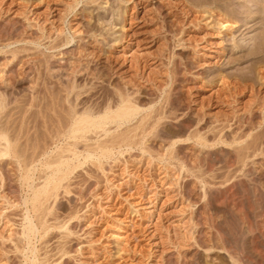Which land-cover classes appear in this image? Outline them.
I'll return each instance as SVG.
<instances>
[{"label":"rangeland","instance_id":"rangeland-1","mask_svg":"<svg viewBox=\"0 0 264 264\" xmlns=\"http://www.w3.org/2000/svg\"><path fill=\"white\" fill-rule=\"evenodd\" d=\"M229 1L0 0V264H264V0ZM123 87L168 118L87 156L71 110Z\"/></svg>","mask_w":264,"mask_h":264},{"label":"bare ground","instance_id":"bare-ground-1","mask_svg":"<svg viewBox=\"0 0 264 264\" xmlns=\"http://www.w3.org/2000/svg\"><path fill=\"white\" fill-rule=\"evenodd\" d=\"M227 1H228V3H230L229 0H226V2ZM225 4L227 5V3H225ZM239 12H237V13H239ZM223 22L224 21L222 20V22H219V24H222ZM176 74H177V71H176L175 75ZM175 75L173 76V78H174L173 81L176 80ZM181 76H184V75H181ZM111 90H112V88H111ZM140 94L141 93H140L139 89L135 90V89H133V87L132 88L131 87L130 88H127V87L117 88L113 91V97L111 99L108 98V100L106 102L103 101L104 103L101 102L102 103L101 105H99V104L96 105L94 103V105L81 106L78 109L72 107L73 110H71V112H70L71 124L69 125V129L67 130L68 136L73 139L72 145H77L80 142H82L81 143L82 145H80L81 149H84L87 152V156H89L91 153L97 152V151H100V153L103 155L108 154L113 148H118V149H120L122 147L131 148L133 146L142 147L144 144H146L147 134H150V133L152 134V132L156 131L157 126L162 127L161 121L164 117L168 118V116H167L168 115L167 114L168 109H166L167 111L166 110L164 111L162 108L164 106H162V107L160 106L161 103L155 107H152L150 105L146 106L147 104L143 103L144 102L142 100L143 96L141 98L140 96L142 94L141 95ZM146 94H147V92H146ZM146 94H144V95H146ZM75 95H79V94L75 93ZM73 96H74V93H73ZM76 99H77V97H76ZM149 102H150V100H149ZM70 104L72 105L71 102H70ZM172 111H170V112L172 113ZM169 115L171 116V114H169ZM67 121H69V120L67 119ZM91 133H93L95 135L96 134H99V135H96V137L93 139V141H90L91 138L89 137V135H91ZM100 135H102V137H99ZM63 136H65V135H63ZM1 138L4 139V137H1ZM87 140H89V142H87ZM6 143H8V141ZM6 143H3V142L0 143V145L2 144V147L0 146V156L5 155L7 153V151H9V149H10V146ZM171 144H173V143H171ZM77 146H79V145H77ZM74 153L75 152H73V154ZM55 155H57V153ZM54 160H56V158H54L53 161ZM64 161H67V160L66 159L57 160L56 166L53 169L52 175L48 179V181H46L41 188L34 190L35 191L34 198L32 199L33 206L35 204L41 205L42 200H45L46 198H48V196L51 194L52 190L56 189L59 186L60 180H62L65 177L64 176L65 174L61 173L60 176H57V172L61 171L64 168L69 169L68 166L70 165V163L68 165L67 162L65 163ZM65 164H67V165L65 166ZM50 182H53L51 187L47 186L48 184H50ZM48 187H50V188H48ZM46 206H47V204H46ZM43 213H42V215H43ZM35 219H37V218H35ZM34 222H35V220H34ZM28 229H31V228L28 227ZM42 262H41V264H43Z\"/></svg>","mask_w":264,"mask_h":264}]
</instances>
